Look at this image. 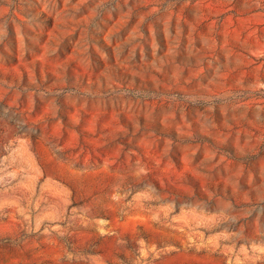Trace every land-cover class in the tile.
<instances>
[{
	"label": "rangeland",
	"instance_id": "rangeland-1",
	"mask_svg": "<svg viewBox=\"0 0 264 264\" xmlns=\"http://www.w3.org/2000/svg\"><path fill=\"white\" fill-rule=\"evenodd\" d=\"M0 264H264V0H0Z\"/></svg>",
	"mask_w": 264,
	"mask_h": 264
}]
</instances>
